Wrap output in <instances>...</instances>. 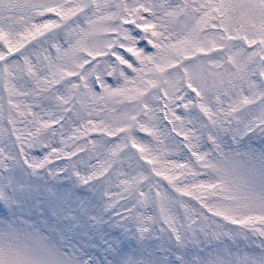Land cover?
<instances>
[{
  "label": "snow or ice",
  "instance_id": "1",
  "mask_svg": "<svg viewBox=\"0 0 264 264\" xmlns=\"http://www.w3.org/2000/svg\"><path fill=\"white\" fill-rule=\"evenodd\" d=\"M0 264H264V0H0Z\"/></svg>",
  "mask_w": 264,
  "mask_h": 264
}]
</instances>
